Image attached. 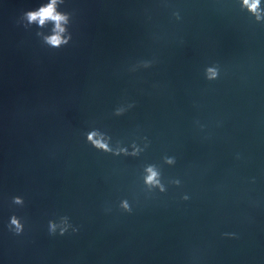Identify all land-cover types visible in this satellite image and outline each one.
Returning <instances> with one entry per match:
<instances>
[{"label":"water","instance_id":"1","mask_svg":"<svg viewBox=\"0 0 264 264\" xmlns=\"http://www.w3.org/2000/svg\"><path fill=\"white\" fill-rule=\"evenodd\" d=\"M43 2L0 0V264H264V21L241 0H64L72 39L50 48L19 22ZM63 216L77 231L50 233Z\"/></svg>","mask_w":264,"mask_h":264},{"label":"clouds","instance_id":"2","mask_svg":"<svg viewBox=\"0 0 264 264\" xmlns=\"http://www.w3.org/2000/svg\"><path fill=\"white\" fill-rule=\"evenodd\" d=\"M64 3V0H46V2L40 3L38 7L34 9H27L22 12L19 22H24V26L27 28L33 24L37 26L38 30L36 35L42 39V42L49 46L50 48H61L67 45L72 39V33L69 31V25L72 23V13L68 11H63L60 9V5ZM240 7L242 10H247L252 16L255 17L256 21H264V7L261 6V0H241ZM177 19L180 18L179 13H174ZM51 25L48 32L43 31ZM47 33V34H45ZM151 61H141L143 67H149ZM206 76L208 79H215L218 76V69L215 66H210L206 69ZM133 107V104H128L127 108ZM126 111V107L120 106L115 109L114 114L119 116ZM87 142L93 147L104 152H110L113 155H131L137 156L144 150V148L137 146L133 148L136 142L133 141L131 144V151L126 146H121L119 148H114L111 143V137L99 128H93L87 132ZM105 137L107 139H105ZM147 141V138H143ZM120 144L119 141H117ZM121 145V144H120ZM144 147H147L145 143ZM164 162L171 165L175 163V158L170 156H165ZM144 171L147 175L144 177V183L151 186V189L158 188L159 191L164 192L166 190L165 184L162 182L161 171L157 170L155 164H148L145 166ZM173 184H180L179 179L172 180ZM189 197L184 195L183 199L187 200ZM13 203L17 205H22L24 203L23 197L14 196L12 198ZM120 207L125 211L131 212V207L127 200H122ZM10 230L19 234L23 231L24 225L19 217L12 215L9 221ZM72 228V231H77L76 228L72 227L69 223L68 217L63 216L60 218L59 222L55 220L49 221V231L50 233H56L57 229L59 234L63 235ZM225 235H234L228 234Z\"/></svg>","mask_w":264,"mask_h":264}]
</instances>
